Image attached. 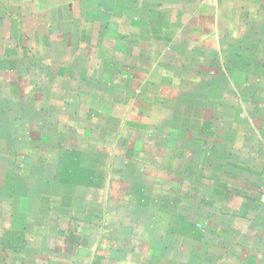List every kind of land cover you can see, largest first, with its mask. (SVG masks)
<instances>
[{"label": "crops", "instance_id": "obj_1", "mask_svg": "<svg viewBox=\"0 0 264 264\" xmlns=\"http://www.w3.org/2000/svg\"><path fill=\"white\" fill-rule=\"evenodd\" d=\"M264 0H0V264H264Z\"/></svg>", "mask_w": 264, "mask_h": 264}, {"label": "built area", "instance_id": "obj_2", "mask_svg": "<svg viewBox=\"0 0 264 264\" xmlns=\"http://www.w3.org/2000/svg\"><path fill=\"white\" fill-rule=\"evenodd\" d=\"M259 202L264 207V189L260 192Z\"/></svg>", "mask_w": 264, "mask_h": 264}]
</instances>
